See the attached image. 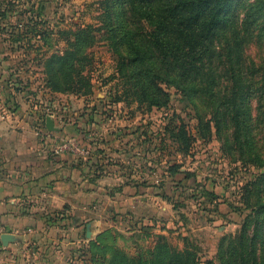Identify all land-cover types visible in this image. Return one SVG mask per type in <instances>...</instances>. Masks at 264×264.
Wrapping results in <instances>:
<instances>
[{"label": "rangeland", "instance_id": "374dc122", "mask_svg": "<svg viewBox=\"0 0 264 264\" xmlns=\"http://www.w3.org/2000/svg\"><path fill=\"white\" fill-rule=\"evenodd\" d=\"M101 16L99 0H0V81H9L14 90L22 91L23 101L40 109L42 117L52 118L53 129L48 132L54 135L47 142L48 151L60 155L52 152L51 143L74 144L78 151L63 147V153H69L76 165L86 163L84 175L99 189L88 191L87 215L76 220L83 241L69 245L65 254L73 264H91L85 250L89 238L83 234L84 223L89 222L90 238L112 228L113 249L126 255L146 256L156 241L164 239L170 247L191 250L198 264L204 258L219 264L220 237L233 235L255 199L264 198V190L255 191L260 188L255 182H264L259 178L264 167L228 152L223 133L218 135L207 121L206 104L186 98L172 86L157 83L167 92L159 105L138 103L131 96L113 100L121 93L124 77L116 71L118 51ZM82 25H89L93 35L90 45L83 47L87 62L82 63L91 90L86 94L54 90L46 81L54 72L48 68V57L62 53L69 30ZM258 38L264 42V28ZM253 40L240 43V49L257 61L264 56V46ZM59 69V77L69 72L65 66ZM196 116L202 119L199 130ZM182 121L194 137L186 153L175 149L165 131L166 124L172 127ZM262 124L256 135L260 141H264ZM172 165L193 173L195 181L180 185L171 175ZM166 182L168 190L178 189L162 196L159 192ZM246 188L251 191L247 203ZM257 246L262 262L263 237L257 238Z\"/></svg>", "mask_w": 264, "mask_h": 264}, {"label": "trees", "instance_id": "16d2710c", "mask_svg": "<svg viewBox=\"0 0 264 264\" xmlns=\"http://www.w3.org/2000/svg\"><path fill=\"white\" fill-rule=\"evenodd\" d=\"M99 3L102 23L118 51L116 71L124 77L121 93L113 100L131 96L138 103L159 105L160 97L167 92L157 83L172 86L186 98L206 104L207 121L218 135L223 133L222 142L228 152L264 167V141L256 136L260 134L261 123L264 128V56L254 61L240 49V43L250 39H254L255 45L264 46L258 40L264 28V0H99ZM240 7L243 10L239 20ZM87 26L69 30L62 53L48 57V68L54 72L46 81L52 89L77 94L90 92L89 76L82 72V63L87 62L83 47L90 45L93 37ZM63 66L69 72L59 77L56 71ZM196 117L199 130L202 119ZM168 124L165 131L175 149L186 153L194 138L191 132L183 121L172 127ZM169 170L180 185L195 181L193 173L178 170L177 165ZM262 171L259 178L264 181V168ZM258 183L260 188L255 191H263L264 182H255ZM167 186L168 182L160 190L162 196L178 189L168 190ZM249 192L250 188H246V203ZM255 201L238 230L231 236L220 237L219 264H264L257 254V238L264 239V232L260 231L264 225V215H260L264 212V198L260 196ZM114 233L106 227L86 241L91 264L199 263L191 250L170 247L164 239L156 241L146 256L126 255L113 249ZM201 264L216 263L212 258H204Z\"/></svg>", "mask_w": 264, "mask_h": 264}, {"label": "crops", "instance_id": "0c3cea01", "mask_svg": "<svg viewBox=\"0 0 264 264\" xmlns=\"http://www.w3.org/2000/svg\"><path fill=\"white\" fill-rule=\"evenodd\" d=\"M10 84L0 81V234L12 238L0 241V264H73L65 249L83 241L76 220L98 186L85 177L86 163L48 151L54 132L42 131L45 116Z\"/></svg>", "mask_w": 264, "mask_h": 264}, {"label": "water", "instance_id": "95a60500", "mask_svg": "<svg viewBox=\"0 0 264 264\" xmlns=\"http://www.w3.org/2000/svg\"><path fill=\"white\" fill-rule=\"evenodd\" d=\"M44 126L46 129L51 130L53 129L52 119L49 116H45L44 118ZM85 235L86 237H90V223L87 222L85 226ZM11 235L7 232H3L0 234V241L2 244H5L8 240H11Z\"/></svg>", "mask_w": 264, "mask_h": 264}, {"label": "built area", "instance_id": "2783aa9c", "mask_svg": "<svg viewBox=\"0 0 264 264\" xmlns=\"http://www.w3.org/2000/svg\"><path fill=\"white\" fill-rule=\"evenodd\" d=\"M36 131H39L38 130V128H37V130ZM45 134H50L49 132H48V130L47 131H45ZM63 147L64 148H70V149H73V151H78V149L75 147V145L74 144H72V143H67V142H61V143H51V149H52V152L53 153H60V152H63Z\"/></svg>", "mask_w": 264, "mask_h": 264}]
</instances>
